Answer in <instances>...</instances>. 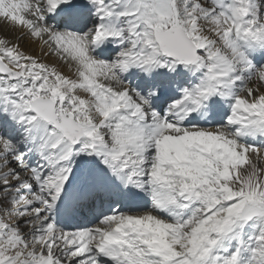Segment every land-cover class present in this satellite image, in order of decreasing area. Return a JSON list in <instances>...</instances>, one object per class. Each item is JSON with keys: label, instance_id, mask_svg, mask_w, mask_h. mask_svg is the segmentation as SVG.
I'll return each instance as SVG.
<instances>
[{"label": "snow or ice", "instance_id": "snow-or-ice-1", "mask_svg": "<svg viewBox=\"0 0 264 264\" xmlns=\"http://www.w3.org/2000/svg\"><path fill=\"white\" fill-rule=\"evenodd\" d=\"M0 264H264V0H0Z\"/></svg>", "mask_w": 264, "mask_h": 264}]
</instances>
